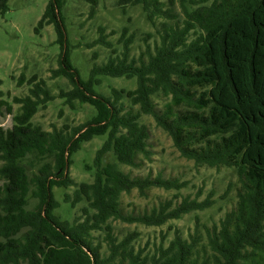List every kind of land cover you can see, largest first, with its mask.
<instances>
[{
  "label": "trees",
  "instance_id": "obj_1",
  "mask_svg": "<svg viewBox=\"0 0 264 264\" xmlns=\"http://www.w3.org/2000/svg\"><path fill=\"white\" fill-rule=\"evenodd\" d=\"M67 1L49 0L35 32L54 26L61 48L54 77L73 86L60 97L72 109L77 102L90 105L95 115L72 129L44 130L33 118L55 97L36 78L29 96L14 98L18 113L0 102L12 116L11 127H0V264H264V0H117L124 14L141 8L157 37L135 55L129 26L117 44L100 27L92 46L109 56L88 79L72 62ZM8 10L9 0H0V15ZM108 77L136 79L137 87L113 88L105 96L97 88ZM144 115L172 137L184 158L231 169L238 178L236 202L218 224L204 232L196 227L187 237L177 231L167 246L145 256L133 244L137 234L119 240L112 222L160 227L215 203L123 212L122 196L134 189L146 196L152 188L184 187L163 175L132 177L123 169L151 160ZM96 138L105 141L87 166L93 182L77 183L69 174L73 158ZM58 189H73L64 203L72 209L83 204L79 218L58 213ZM95 233L105 235V250Z\"/></svg>",
  "mask_w": 264,
  "mask_h": 264
},
{
  "label": "rangeland",
  "instance_id": "obj_2",
  "mask_svg": "<svg viewBox=\"0 0 264 264\" xmlns=\"http://www.w3.org/2000/svg\"><path fill=\"white\" fill-rule=\"evenodd\" d=\"M117 0H68L65 9L66 24L72 47V62L80 70L84 79H88L95 64H102L109 56L107 49L92 46L99 36V28L105 27L106 34L115 44L118 43L122 29L129 26L131 34L136 38L133 54L139 55L146 49L147 43L152 45L157 31L147 21L141 8H129L124 14L117 6ZM164 3L169 0H162ZM178 2L181 0H177ZM49 0H9V10L0 15V102H8L15 113L21 110V105L14 98H25L33 88L31 81L36 78L44 80L55 99L45 108H41L33 122L46 131L54 128L70 129L88 122L95 110L90 105L76 103L72 109L62 99V91L73 89L71 83L63 77L55 78L54 72L59 69L61 48L56 44L57 36L54 26L46 27L39 35L35 28L42 18ZM96 13L92 17V7ZM92 46V47H90ZM97 56V57H96ZM97 58V59H96ZM137 87L136 79L102 78V84L97 90L105 96H111L112 89L133 90ZM129 106L128 103H126ZM162 103L160 102L159 108ZM5 109H0V127H11L12 116H5ZM141 123L150 131L151 160H143L138 169L123 167L132 177H147L163 175L183 184L180 190L152 188L146 196L134 189L130 194L122 196V210L125 214L139 215L159 208L161 204L175 209L184 201L202 203L206 199L215 204L205 211H192L180 219H172L160 227L142 224H127L121 221L112 222L114 234L123 240L136 233L133 242L138 252L143 256L153 253L162 243L167 246L175 232H182L185 237L201 227L218 224L236 202L238 178L235 171L227 168L221 170L196 165L194 161L184 158L175 147L172 137L160 128L150 116H142ZM105 138H96L86 143L82 150L74 156V164L70 168V176L77 182H93V172L87 166H92L96 152L102 147ZM58 200L62 203L58 213L65 219L73 221L83 214V204L72 209L64 203L65 194H72L73 189L56 191ZM103 233H95L96 244L106 248Z\"/></svg>",
  "mask_w": 264,
  "mask_h": 264
}]
</instances>
